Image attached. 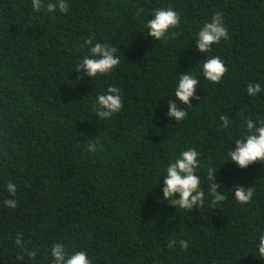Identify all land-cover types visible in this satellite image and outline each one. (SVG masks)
<instances>
[{
	"label": "trees",
	"instance_id": "trees-1",
	"mask_svg": "<svg viewBox=\"0 0 264 264\" xmlns=\"http://www.w3.org/2000/svg\"><path fill=\"white\" fill-rule=\"evenodd\" d=\"M48 2L34 11L32 0H0V264H51L57 243L85 251L92 264H264L256 256L264 165L225 163L245 118L264 119V0H67L66 13L48 12ZM169 7L181 21L167 35H177L157 41L146 23ZM217 12L230 38L201 53L198 31ZM98 42L115 47L121 62L91 78L75 69ZM212 56L228 69L219 83L202 75ZM186 72L199 79L200 100L180 105L187 116L176 122L168 101ZM249 83L262 91L249 96ZM110 86L123 107L101 120L95 101ZM189 148L199 153L206 201L192 211L161 199L168 164ZM209 167L227 196L215 208ZM235 185L252 188L253 200L236 202Z\"/></svg>",
	"mask_w": 264,
	"mask_h": 264
},
{
	"label": "clouds",
	"instance_id": "clouds-1",
	"mask_svg": "<svg viewBox=\"0 0 264 264\" xmlns=\"http://www.w3.org/2000/svg\"><path fill=\"white\" fill-rule=\"evenodd\" d=\"M33 10H39L45 7L43 0H32ZM48 12L52 13L59 10L61 13H66L69 10L67 0H55V2H48L46 4ZM141 13L143 9L140 10ZM181 21L180 15L171 7L158 8L153 11L152 18L148 19L146 28L147 35L157 41H165L169 38L175 37L176 32H171V37L167 34L170 30L179 26ZM229 32L224 25V18L221 13L217 12L211 17L210 22H206L198 31L196 39V48L201 53H208L211 51L213 44H219L221 39H229ZM86 44L92 45L91 40L85 41ZM116 48L103 44L95 43L89 48V55L84 57L82 62L76 67L77 72L83 71L89 77H96L98 75H107L120 64V59L115 55ZM203 77L212 82L219 83L224 74L228 71L225 63L220 57L212 56L206 58L202 65ZM178 82L174 89L175 99L168 101L167 116L174 121L179 122L186 118L187 112L180 105H191L190 97L200 100L199 96H195V86L199 85V79L189 74L188 72L178 76ZM262 91L261 85L258 83H249L247 85V94L249 96L258 95ZM123 107L120 89L110 86L105 94L97 96L94 106V113L98 119L106 120L111 118L114 114L121 111ZM222 126L228 128L229 118L221 116ZM246 132L241 137L235 140L231 149H228L227 159L225 161H234L241 169L248 168L256 162L264 165V119L253 120L252 118H245ZM90 153H95L97 146L94 143L88 144ZM200 167L199 153L195 148H189L179 153V156L170 162L166 168V175H164V182L162 186V200H167L175 208L186 211L203 207L205 205V192L200 187V177L196 174ZM207 181L209 185L208 206L215 208L218 203L227 199L225 191H217L219 185L215 183L214 167L207 169ZM6 190L11 196L16 195V185L9 182ZM254 190L246 186L235 185L234 199L240 204H248L254 198ZM4 204L8 207L15 208L17 201L15 199H5ZM16 243L21 244L18 238ZM177 241L175 239L168 242V247L171 249ZM181 249L187 250V241L181 239L179 241ZM258 256L264 259V231L258 234V242L256 244ZM25 251H27L25 249ZM29 257H35V253L28 251ZM50 254L52 257L51 264H92L85 251H76L69 254L64 244L57 243L51 247Z\"/></svg>",
	"mask_w": 264,
	"mask_h": 264
}]
</instances>
